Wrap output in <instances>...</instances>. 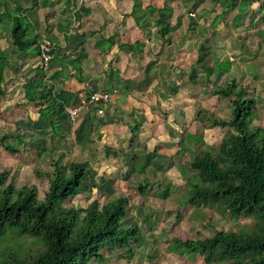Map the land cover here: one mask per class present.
<instances>
[{
    "label": "rangeland",
    "instance_id": "obj_1",
    "mask_svg": "<svg viewBox=\"0 0 264 264\" xmlns=\"http://www.w3.org/2000/svg\"><path fill=\"white\" fill-rule=\"evenodd\" d=\"M6 1L7 6L5 0H0V19L4 17L8 8L14 12L19 7L24 8L32 20L31 32L40 34L45 32V21L48 23L52 16L58 18L62 13L64 14L68 4L66 2H71V0H36L35 9L32 10L30 0ZM72 1L75 10H78L79 4L82 5L83 2V0ZM133 1L130 9L133 15L137 12L140 16V9H148L156 4L161 10L157 12V16L172 11L167 16V18L171 16L168 19L169 23L184 17L185 25L182 29L185 32L183 31L184 37L180 42L184 45L182 48L191 49V57L189 59L187 56L189 51L184 55L180 51L182 48L177 49L175 46L171 48L172 51L167 54L169 59L174 55L176 57L184 55L183 59L187 64L183 63V66L177 64L181 70L179 71L174 65L176 62H172L173 74L171 71L168 75V81L166 80L168 87L164 89L174 97L176 95L177 98H183L181 108L178 109L177 106L174 112H169L161 104L158 109L159 121H161L159 123L166 121L165 124H158L154 132L152 129L148 130L149 134L145 140L138 138L137 135L133 136L132 142L127 143L125 149H114L102 142H98L96 148L93 144L94 148L86 149V145L82 144L83 140H77L72 132L60 138L53 132L49 133L48 130L47 132L43 122L36 119L38 109L35 104L23 103L25 100L23 90L12 88L16 83L14 80L17 78L16 74L24 73L29 67L24 66L27 55L11 51L10 33L4 29L0 37V47L5 50L9 48V62L14 66L13 69L7 66L4 73L8 82L14 81L5 85L8 94L0 100V135L8 132L16 136L18 128H14L15 122L20 117L25 121L29 112L37 117L35 116L32 127L23 126L22 130L25 131L19 132L20 140L16 137L7 140L19 147V152L10 153L0 144V165L11 169L12 177L18 186L26 182L35 183L39 185L42 194L45 187L41 185L44 186L48 180L44 171L52 168L53 161L62 158L61 162L69 167L78 159L91 158L90 162L93 164L87 180L89 185L86 190L79 193L76 203L91 202L94 198L105 203L111 197L119 196V193L131 196L133 209L128 219L129 222L140 226V240L111 252H105L104 259H91L88 264H206L199 253L181 252L175 248L171 238L175 235L182 236L183 239L201 238L212 235L215 226L224 227L226 230L236 229L243 224L249 225L252 218L240 216L231 219L214 211L210 206L198 209L187 203L186 180L181 168L192 158L194 152L214 145L221 139L225 128L214 126L210 114L222 118L231 116L230 109L234 97L220 96L217 90L232 79L236 80L237 88L244 89L243 97L257 100L254 122L264 125V37H259L256 33L257 28L264 27L262 21L258 19L263 10L258 4L253 3L252 16L250 17L248 12L240 21L236 18L237 10L224 13L227 8L225 0H169L170 5L166 0H156L154 3L153 0ZM106 4L110 3L106 2ZM199 8L205 9L204 16L208 18L198 17L195 9ZM114 9V7L109 9L112 11H109L112 17L117 14ZM210 9H213V12L209 16ZM71 14L73 15V12L67 11L65 17L72 16ZM149 14L152 13L145 11L142 15ZM253 20H256V25L251 24ZM5 21L8 22V18ZM180 25L182 26V22ZM155 31L157 32L156 29ZM150 34L153 35L152 32ZM104 45L109 46V43ZM37 52H39L37 48H31L29 53L38 54ZM217 62L221 63L219 75L215 73ZM147 68H150L148 73L152 72L151 64ZM207 68H212L209 75ZM177 72H181L179 79H186L181 86L179 85L180 87L176 85ZM188 75L191 92L187 88ZM0 85L4 86V84ZM185 95L191 96V100L184 101ZM19 106L23 108L19 109ZM28 129L38 134H32ZM154 145L155 148L146 152L141 160L137 158V154L141 155L140 152ZM135 157L139 162L134 160ZM140 164L145 165V169H140ZM145 179L151 181V189L139 193L137 186ZM92 184L94 187L91 186ZM128 248L133 251L130 258L127 257Z\"/></svg>",
    "mask_w": 264,
    "mask_h": 264
},
{
    "label": "trees",
    "instance_id": "obj_2",
    "mask_svg": "<svg viewBox=\"0 0 264 264\" xmlns=\"http://www.w3.org/2000/svg\"><path fill=\"white\" fill-rule=\"evenodd\" d=\"M5 3L7 6L6 0ZM225 3L224 13L235 9L240 21L248 12L251 17L252 4H258L263 10L258 19L264 24V0H225ZM154 11L156 9L152 8L150 13ZM195 11L199 18L206 13L204 8ZM208 12L210 16L213 9ZM3 16L0 37L5 29L10 33L12 49L26 55L31 48H37L40 53L43 38L40 33L31 32L32 20L25 9L19 7L14 12L8 8ZM157 22L159 34L165 37L171 30L167 15L161 13ZM255 23L256 20L251 22ZM256 33L264 37V27L257 28ZM125 46L133 48L135 43ZM9 52L0 47V84H4L0 85V100L8 93L5 85L9 82L4 71L10 66ZM35 71L36 75L31 78L24 74L26 79L21 83L24 104L42 103L44 96L36 98V84L45 76L44 67L38 66ZM211 71L212 68H207L208 75ZM220 71L221 63L217 62L216 75ZM217 93L234 97L231 116L222 118L210 114L213 125L225 131L219 142L194 152L181 168L186 180L185 200L198 209L210 206L231 219L247 216L252 222L230 230L215 226L212 235L201 238L183 239L175 235L171 242L181 252L199 253L206 264H264V125L254 122L257 100L243 97L244 89L237 88L235 79L220 86ZM39 110V119L48 122L54 133H60V126L50 117L49 107ZM13 137L21 139L20 134L4 132L0 135L1 146L10 153L20 151L7 141ZM61 159L53 161L52 168L44 171L48 180L41 185L45 187L42 194L35 183L18 186L11 169L0 165V264H88L91 259H104L105 252L140 240V226L128 219L133 209L131 196L119 193L105 203L98 198L76 203L79 193L89 185L87 180L93 163L91 158H84L67 167ZM145 167L140 164L139 168ZM151 185V181L145 179L139 182L137 189L145 193ZM132 254L128 248L127 257Z\"/></svg>",
    "mask_w": 264,
    "mask_h": 264
},
{
    "label": "crops",
    "instance_id": "obj_3",
    "mask_svg": "<svg viewBox=\"0 0 264 264\" xmlns=\"http://www.w3.org/2000/svg\"><path fill=\"white\" fill-rule=\"evenodd\" d=\"M155 1L153 0V3ZM166 1L170 5V1ZM133 2V0H83L82 5L79 4L78 10H75L71 0V2H66L68 4H66L64 14L62 13L58 18L52 16L48 23L45 21L44 28H46L41 37L54 39L56 53L50 64L44 67L45 76L36 84V98L40 99L42 96L45 98L42 97L41 104L30 102L37 106L36 115L38 117L29 112L25 121L21 119L23 117L18 118L14 124V128H18V134L25 131L22 130L23 126L32 127L34 125L35 116L36 119L40 118V108L49 107L50 117L56 125L60 126V133H54L48 122L39 119L38 121L43 122V126L49 133L53 132L61 138L72 132L77 140H83L82 144L86 145V149L96 148L97 143L102 142L119 150L125 149V145L132 142L133 136L137 135L138 138L145 140L149 134L148 130L152 129L154 132L158 124H165L166 121L159 123L161 121H159L160 111L158 109L161 104L169 112H174L177 106L178 109L181 108L183 98H177L176 95L174 97L164 89L168 87L166 80L172 71V62H176L174 64L176 69L181 71L177 64L181 66L183 63L187 64L183 59L187 51H189L188 58L191 57V49L182 48L184 45L180 42L184 37L182 29L185 25L184 17L171 22V30L165 37H162L158 32L160 25L157 22L159 16L156 14L161 10L157 8V5L153 4L148 9H140L139 16L137 12L134 15L130 13ZM34 6V0H30L32 10ZM110 7H114V12L117 13L113 17L110 14L112 12L109 10ZM152 8L156 11L151 12V15H142L145 11L150 13ZM67 11L73 12V15L66 18ZM171 12L165 14L168 16ZM58 29L62 34H59ZM151 32L153 35L150 34ZM104 43H109V46ZM134 43L133 48L125 46ZM173 46L177 49L182 48L180 51L183 52V57L174 55L169 59L167 54L172 51ZM11 51L24 54L16 48ZM37 53L26 54L24 66L29 68L24 73H19L14 79L16 83L12 87L20 91L22 89L23 96L25 92L21 83L25 81V77L35 76L37 67H43L40 53ZM149 64H151L152 72L148 73ZM8 67L14 68L11 65ZM17 70L19 72V69ZM177 73L176 85L180 87L186 79H179L181 72ZM24 74H26L25 77ZM187 79L189 82L187 88L191 92L189 75ZM97 89L109 90L112 95L104 116L98 117L94 110L86 111L75 122H72L64 111V107L79 103L83 97ZM184 97V101L191 100L189 95ZM22 108L19 106V109ZM29 132L38 134L30 130ZM93 144H95L94 147ZM154 148L155 145L140 152L142 154H137V158L141 160L146 152Z\"/></svg>",
    "mask_w": 264,
    "mask_h": 264
},
{
    "label": "built area",
    "instance_id": "obj_4",
    "mask_svg": "<svg viewBox=\"0 0 264 264\" xmlns=\"http://www.w3.org/2000/svg\"><path fill=\"white\" fill-rule=\"evenodd\" d=\"M55 49L56 44L50 38H44L40 42V58L43 67L50 64L55 56ZM111 98L112 95L108 90L97 89L83 97L79 103L65 106V112L72 121H76L82 113L92 110L98 117H103Z\"/></svg>",
    "mask_w": 264,
    "mask_h": 264
},
{
    "label": "clouds",
    "instance_id": "obj_5",
    "mask_svg": "<svg viewBox=\"0 0 264 264\" xmlns=\"http://www.w3.org/2000/svg\"><path fill=\"white\" fill-rule=\"evenodd\" d=\"M43 39H44V38H43ZM43 39H42V40H43ZM108 91H109V90H108ZM66 106H67V105H66ZM64 111H65V107H64ZM66 114H67V113H66ZM67 116H68V114H67ZM68 117H69V116H68ZM78 117H79V116H78ZM69 119H70V118H69ZM77 119H78V118H77ZM71 121H72V120H71ZM72 122H75V121H72Z\"/></svg>",
    "mask_w": 264,
    "mask_h": 264
}]
</instances>
